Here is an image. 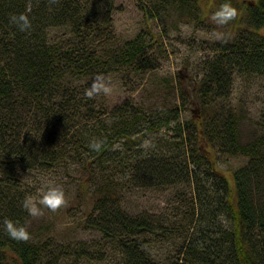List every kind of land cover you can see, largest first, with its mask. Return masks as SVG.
I'll use <instances>...</instances> for the list:
<instances>
[{"label":"trees","instance_id":"1","mask_svg":"<svg viewBox=\"0 0 264 264\" xmlns=\"http://www.w3.org/2000/svg\"><path fill=\"white\" fill-rule=\"evenodd\" d=\"M115 2L0 0V264H64L73 254L101 261L107 250L118 264H264V137L241 142L232 99L236 75L264 77V0H233L242 10L235 38L202 60L193 79L198 115L186 122L178 100H104L102 79L159 68L155 36L118 38ZM20 13L31 19L27 32L10 22ZM220 155L249 158L234 173L236 192ZM34 172L77 185L85 227L102 237L94 252L57 249L31 231L22 201L36 191L25 178ZM150 191L168 194L164 206L142 210L127 200ZM6 218L25 225L30 239L9 238Z\"/></svg>","mask_w":264,"mask_h":264},{"label":"rangeland","instance_id":"2","mask_svg":"<svg viewBox=\"0 0 264 264\" xmlns=\"http://www.w3.org/2000/svg\"><path fill=\"white\" fill-rule=\"evenodd\" d=\"M209 1V7L205 9L206 2H200V6H180L178 4H162L160 0H116L113 13L116 34L121 41L136 38L143 33L148 40L153 36L158 39L155 42L154 51L159 68L144 75H132V77L111 75L100 82L104 89V100L109 106H114L123 101L134 98L142 102V98L148 100V106L163 105L165 100L169 102L178 100L183 105L182 120L184 122L198 115L199 104L197 96L193 92L194 80L202 75L200 64L204 58L214 55L211 49L219 42L209 35L213 30H221L226 37L234 39V22L218 26L210 21V13L214 4ZM254 2L256 0H248ZM208 3V2H207ZM216 6V5H215ZM145 7L152 10L153 18L146 14ZM238 31H236L237 33ZM186 91L189 99L184 100L181 92ZM233 106L238 109L240 116L239 134L244 144L251 143L264 137V77L252 75L235 76L232 91ZM218 168L228 178L231 189L236 192L234 173L244 167L249 158L244 155L229 157L220 155ZM60 177L56 174L43 175L39 172L29 173L25 176L27 181L36 188L34 196H39L42 188L49 184L60 185L66 195L65 203L53 211L44 205H39L41 214L32 216L30 229L35 234H41L45 238L52 237L57 249L71 248V252L79 250L81 246L88 245L90 252H94L95 245L102 244L101 235L95 230L85 227L87 217L86 205L77 200L78 187L72 184L68 187L56 182ZM65 182V181H64ZM169 198L163 192L150 191L128 195L127 200L137 209H158L164 206ZM81 202V203H79ZM93 250V251H92ZM114 253L107 250L104 260L92 259L83 256L79 262L76 255L66 257L64 264H118L113 259Z\"/></svg>","mask_w":264,"mask_h":264},{"label":"clouds","instance_id":"3","mask_svg":"<svg viewBox=\"0 0 264 264\" xmlns=\"http://www.w3.org/2000/svg\"><path fill=\"white\" fill-rule=\"evenodd\" d=\"M211 5H205L207 10ZM241 9L237 8L233 3V0H221L218 6H214L210 13V21L214 25L223 26L229 24L235 18L241 14ZM10 22L14 23L16 27L22 31L27 32L31 29V19L25 14H13L10 17ZM210 36L216 40H224L226 38V33L221 30H213L209 33ZM95 88V85H93ZM91 95V91L88 93ZM147 143V142H145ZM99 142H94L92 147L99 149ZM66 200V195L63 188L58 184H49L47 188H42L40 190L39 196H34L31 194H26L22 201V207L31 215L38 216L41 214V208L39 205H44L47 208L55 211L60 208ZM4 230L7 236L16 241H27L31 237V233L28 228L19 224L16 220L12 218H6L3 222Z\"/></svg>","mask_w":264,"mask_h":264}]
</instances>
